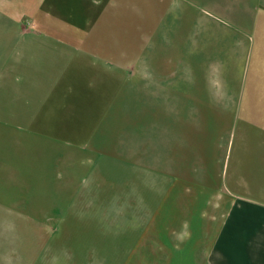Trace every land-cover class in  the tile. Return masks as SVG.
I'll list each match as a JSON object with an SVG mask.
<instances>
[{"label":"crops","instance_id":"0c3cea01","mask_svg":"<svg viewBox=\"0 0 264 264\" xmlns=\"http://www.w3.org/2000/svg\"><path fill=\"white\" fill-rule=\"evenodd\" d=\"M22 16L28 26H22L26 32L22 38L13 39L16 49L10 61L27 83L23 93L32 119L42 121L48 112L54 113L53 104L69 94L65 90L82 85L81 94L97 96V102L76 109L80 124L77 117L68 123L80 135L83 130L78 127H88V121L110 110L103 97L125 87L131 66L136 94L145 93V87L150 94L154 87L167 88L165 94L185 88L178 92L186 96L185 102L155 108L171 113L161 123L157 119L150 123L153 137L164 138L166 150L179 149L174 146L184 141L190 126L198 136L221 125L220 119H207L202 112L215 117L216 112H244L239 120L225 124L233 127L228 136H234L228 143L229 161L224 177L209 188L228 192L220 206L224 218L197 236L176 231L162 237L164 242L155 249L160 256L154 254L153 242L147 243L151 248L139 241L145 230L136 240L135 221L129 220V226L116 232L122 259L118 264H264V0H27ZM173 46L185 48L187 69L196 63L190 55L203 56L197 63L205 64L201 65L207 75L193 79L196 82L183 71L177 76L166 57L167 48ZM244 64L245 76L239 74ZM173 79L185 80L177 86ZM174 157L165 165V174H186L190 167ZM201 167L205 168L204 162L198 164V173ZM221 171L216 173L222 175ZM151 185L161 190L157 180ZM138 186L141 191L142 185ZM130 189H137V184ZM149 201L151 205V197ZM97 231L100 235L95 237L101 241L107 230ZM131 248L135 253L127 256Z\"/></svg>","mask_w":264,"mask_h":264},{"label":"rangeland","instance_id":"374dc122","mask_svg":"<svg viewBox=\"0 0 264 264\" xmlns=\"http://www.w3.org/2000/svg\"><path fill=\"white\" fill-rule=\"evenodd\" d=\"M26 2L0 0V264H118L122 259L116 232L129 226V220L135 221L136 240L145 230L139 241L153 242L151 251L156 255V247L164 242L161 238L173 236L170 233L197 236L212 230L215 221L225 216L220 206L228 194L209 189L224 177L229 161L228 143L234 136H228L233 127L225 124L233 118L239 120L244 112H216V117L202 112L207 119H220L221 125L198 136L190 126L184 141L174 146L179 149L166 150L164 138L153 137L150 123L156 119L161 123L171 113L155 108L185 102L186 96L178 94L185 88L165 94L167 88L154 87L150 94L151 89L145 87V93L136 94L131 66L125 87L103 97L110 110L96 121H88V127H78L83 130L80 135L68 123L77 117L80 124L76 109L97 102V96L81 94L82 85L65 90L69 94L53 104L54 113L48 112L46 120L32 119L23 93L27 83L10 61L16 49L11 46L13 39L22 38L26 33L22 26H28L22 16ZM184 52L183 47L167 48L168 64H174L177 76L183 71L189 81L196 82L193 79L207 75L205 64L197 63L204 57L190 55L196 63L187 69ZM240 72L248 75L246 64ZM184 80L173 79L177 86ZM173 157L190 167L186 174H165V165ZM203 162L205 168L198 173L197 166ZM217 164L222 168H216ZM220 170L222 175L216 173ZM155 180L161 190L151 185ZM134 182L135 190L130 189ZM199 185L205 189H198ZM118 206L122 207L120 213ZM97 229L107 230L101 241L95 237L100 235ZM129 253L133 255L134 248L126 255Z\"/></svg>","mask_w":264,"mask_h":264}]
</instances>
